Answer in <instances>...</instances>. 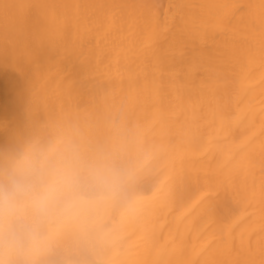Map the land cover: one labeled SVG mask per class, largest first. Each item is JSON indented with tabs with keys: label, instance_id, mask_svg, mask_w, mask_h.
<instances>
[{
	"label": "bare ground",
	"instance_id": "obj_1",
	"mask_svg": "<svg viewBox=\"0 0 264 264\" xmlns=\"http://www.w3.org/2000/svg\"><path fill=\"white\" fill-rule=\"evenodd\" d=\"M28 171L85 201L36 264H264V0H0V186Z\"/></svg>",
	"mask_w": 264,
	"mask_h": 264
},
{
	"label": "clouds",
	"instance_id": "obj_2",
	"mask_svg": "<svg viewBox=\"0 0 264 264\" xmlns=\"http://www.w3.org/2000/svg\"><path fill=\"white\" fill-rule=\"evenodd\" d=\"M92 179L100 184L108 182L99 175ZM81 183L75 173L54 172L49 178L28 171L11 176L7 186H0V264H36L35 258L49 247L44 226L53 217L73 213L85 203L80 196Z\"/></svg>",
	"mask_w": 264,
	"mask_h": 264
}]
</instances>
